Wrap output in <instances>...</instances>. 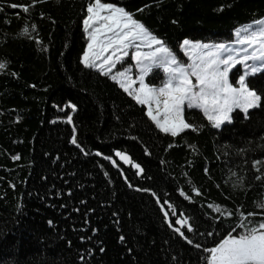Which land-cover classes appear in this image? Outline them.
<instances>
[{
    "label": "trees",
    "instance_id": "16d2710c",
    "mask_svg": "<svg viewBox=\"0 0 264 264\" xmlns=\"http://www.w3.org/2000/svg\"><path fill=\"white\" fill-rule=\"evenodd\" d=\"M102 3L124 9L180 59L186 39L228 43L241 27L264 18V0ZM91 4L0 0V264H210L207 249L240 234L242 222L264 220L257 206L264 201V70L245 78L261 97L258 106L234 109L219 128L202 109L186 106L184 118L193 127L173 136L110 74L82 62ZM132 63L129 57L116 69ZM244 73L236 66L231 83L238 85ZM163 76L153 69L147 83L158 86ZM56 97L85 121L75 137L85 155L47 131ZM117 150L144 168L139 180L163 186L170 217L185 221L192 249L179 251L144 205L91 158L114 157ZM121 168L137 178L132 168Z\"/></svg>",
    "mask_w": 264,
    "mask_h": 264
},
{
    "label": "snow or ice",
    "instance_id": "6c2138e0",
    "mask_svg": "<svg viewBox=\"0 0 264 264\" xmlns=\"http://www.w3.org/2000/svg\"><path fill=\"white\" fill-rule=\"evenodd\" d=\"M12 7H17V5H12ZM24 8V11H27ZM108 10V15L103 16L101 12ZM87 12L90 14L88 18L84 21L87 28H91L93 25L98 24V22L103 21L104 23H99L98 27H95L90 33L92 44H89V50L91 52L93 45L97 44L99 37L104 36L103 40H99L98 52H91L93 57L92 60L89 58V53H85L83 58V63L86 67L92 68L96 67L95 60L101 59L104 53H107L111 49V54L107 55L103 59V63L99 65L100 68H104L105 65H110L108 71L110 72L112 68L115 67L116 63L122 59V56H127L128 53L123 51V49L129 47L126 43L130 39H135L140 36L149 37L147 29L137 21L133 20L132 17L124 11L122 8L114 7L109 4L102 3V0H94V4H91L87 8ZM257 25L264 26V20H259L255 22ZM131 26V27H130ZM249 28L252 26L249 25ZM127 29V31H125ZM248 29H245L247 31ZM259 34L264 36V27L259 28ZM23 32L26 34L28 28L25 27ZM106 33H112V35H106ZM240 35V32H237ZM255 37L256 32L252 33ZM155 43H162L159 40H154ZM247 42V41H244ZM191 42L188 40L184 41V45H189ZM139 47V45H136ZM204 48H208V45H203ZM218 51L216 53H207L208 57L211 59L201 58L200 63H192L187 67L183 64H179L175 57L168 59L166 57H161L159 62H157L158 53H167L169 50L167 48H157L152 53H140L136 52L135 58H137L138 63H141L140 67V87L137 89L136 99L138 103L148 104L147 115L156 123L164 132H171V135L176 136L180 131L185 128H192L193 126L184 122L182 118V111L185 102H187V107L189 108H200L204 111V114L208 116L209 120L214 121V126L219 128L221 123L225 120H229L230 117L228 113L232 111L233 107L242 108L247 112L249 107H256L257 102L260 101L261 97L255 93L253 90H249L245 78L249 75V72H245L238 78V87H233L229 83L228 73L232 71L233 68L238 64H244L245 62L259 61V65L249 64L251 74H255L258 71L264 70V46H262L261 54L258 56L253 52L250 55H244L240 59L236 56L230 54L231 49H226L225 45L221 44L217 46ZM225 50L229 54L223 59L219 57V51ZM245 51H247L245 49ZM122 56H118L117 53H121ZM143 60H148L151 63L142 64L140 58ZM115 58V59H114ZM172 64H176L175 68L171 67ZM221 65H224L221 68ZM5 65L0 63V68H4ZM162 68L164 72L168 73V79L159 88H149L144 84V75L152 72L153 68ZM190 69V71H189ZM107 74V73H105ZM117 75L120 77L125 76V72H118ZM190 77H195L197 85H193ZM116 79V76L112 77ZM134 83V81H131ZM129 84V87L131 86ZM124 90L127 92L128 87L121 84ZM198 87V90L194 88ZM129 95H132L129 92ZM143 97V98H141ZM164 98L161 100V98ZM156 104V114H153V108L151 102ZM243 101V103L241 102ZM161 104L163 108L161 110ZM163 112L164 119L161 121L158 117ZM210 111L216 112L217 116L213 117L210 115ZM176 118H179V123H175ZM70 119V117H69ZM75 143V139L72 141ZM122 159H127L121 153H117ZM19 159V157H16ZM259 163V162H257ZM139 167V165H136ZM142 171V170H141ZM259 208L264 209V201L258 202ZM211 207V205H210ZM216 211L219 212V206L216 207ZM167 216V213H165ZM231 215V213H229ZM253 216L256 214H248ZM247 219V217H245ZM177 224L181 221L177 220ZM251 224V221H249ZM241 228V233L233 236L229 235L227 238L222 240L216 247L207 249L210 254L211 264H264V220H261L258 224H248L241 223L239 225ZM192 231L191 227L188 228ZM180 232V229H176ZM183 236L184 233L180 232ZM186 238V237H185ZM192 243L191 240L188 241ZM200 247V245H196Z\"/></svg>",
    "mask_w": 264,
    "mask_h": 264
},
{
    "label": "rangeland",
    "instance_id": "374dc122",
    "mask_svg": "<svg viewBox=\"0 0 264 264\" xmlns=\"http://www.w3.org/2000/svg\"><path fill=\"white\" fill-rule=\"evenodd\" d=\"M105 4V3H104ZM111 5V4H109ZM114 6V5H112ZM116 7V6H114ZM108 10H104L101 12V15L107 16ZM90 15V14H89ZM130 15V14H129ZM264 20V18L262 19ZM99 23H104L103 21L98 22V24L93 25L91 28H87L85 25V29L87 31V36L89 38V44H92L91 36L90 33L93 31L95 27L99 26ZM139 23V22H138ZM141 24V23H140ZM251 25L252 27L249 28L248 26ZM249 25L241 27L238 31L240 32V35H237L235 39L231 42L228 43H222L225 45L226 49H231L232 55L236 56L237 59H240L244 55H250L253 52H255L256 55L261 54L262 46H264V36H261L259 34V28L264 27L261 25H257L256 23H251ZM131 27V26H130ZM245 29H248L245 31ZM127 31V29H125ZM256 32L255 37H253L252 33ZM149 33V32H148ZM106 35H112V33H106ZM105 37L101 36L99 37L97 44L93 45V48L91 52H98L100 49L97 46L99 44V40H103ZM154 40H159L158 38H155L150 34L149 37L145 36H140L135 39H130L126 43L129 44V47L123 49V51L127 52V56H122L121 53H117L118 56H122V59L116 63L115 67L112 68V70L109 72L108 67L110 65H105L104 68H100L99 65L103 63L104 57L107 55L111 54V49L107 53H104L101 59L95 60V64L97 65L94 68L97 69H102L103 71L107 72L110 74L112 77L116 76V80L119 85L124 84L125 87H128L127 93L129 92L132 93V97L136 99L137 95V89L140 87V67L141 63H138L137 58H135V53L138 51L140 53H152L154 52L157 48H167L169 51L167 53H158L157 54V62H159L161 57H166L168 59H171L172 57H175L177 62L179 64H183L186 67L192 63H200L201 58H206V59H211V57L207 56V53H216L218 51L217 46L221 44H216L214 42H201V41H192L189 39H186L190 41L191 43L189 45H184V42L182 44V49L184 51V57L183 58H178L173 52L166 47L163 43L157 44L154 42ZM185 41V40H184ZM247 41V42H244ZM162 42V41H161ZM89 44L87 46L86 52L89 53V58L90 60L93 59L91 52L89 50ZM136 45H139V47H136ZM203 45H208V48H204ZM245 49L247 51H245ZM229 53L225 50H220L219 51V57L220 59H223L226 55ZM132 57L133 63L128 65L124 64L123 66H120L119 68L116 69L117 65L127 58ZM115 59V58H114ZM140 61L142 64H149L151 63L148 60H143V57L140 58ZM129 62V61H127ZM259 61H247L244 64H238L241 66L245 72H250V69L248 68L249 64H256L257 66L259 65ZM236 65V66H238ZM177 65L172 64L171 67L175 68ZM224 65H221V68H223ZM153 69H156L154 67ZM161 70V73H164L163 76V81L160 85L158 86H151L147 83V76L150 73H147L144 75V84L147 85L149 88H159L160 86L163 85V83L168 79L169 74L164 72L162 68H157ZM234 69V68H233ZM232 69V70H233ZM190 71V69H189ZM118 72H125L124 77H120L117 75ZM230 73H228V79L229 83L230 81ZM192 80L193 85H197V81L195 77H190ZM131 81H134V83H131ZM131 83V86L129 87V84ZM232 84V83H231ZM233 87H238V85L232 84ZM124 89V87H122ZM249 89V88H248ZM194 90H198V87L194 88ZM250 90V89H249ZM143 98V97H141ZM164 98L162 97L161 100ZM137 100V99H136ZM243 103V101H241ZM147 109L149 107L148 104H145ZM257 105H259V101L257 102ZM151 106L153 108V114H156V104L155 102H151ZM187 106V102H185V105L183 106V111H182V118L185 121L184 118V109ZM163 108V105L161 104V110ZM238 107H233L232 111ZM253 107H249L248 110ZM242 109V108H239ZM243 110V109H242ZM228 113V116H231V113ZM204 112V111H203ZM213 117L217 116L216 112L210 111L209 113ZM70 117V119H69ZM208 117V116H207ZM161 121L164 119L163 112L161 111L160 116L158 117ZM213 121V120H212ZM175 123H179V118H176L174 121ZM214 122V121H213ZM85 121L84 120H79L78 115H77V109L76 107L70 103L68 100H65L61 97H56L50 105V111L48 115V122H47V131L55 136H57L60 139H64L67 141L72 142L73 139L78 135L79 131L82 129L84 126ZM171 133V132H170ZM73 143V142H72ZM75 147L78 148V145L76 143H73ZM79 149V148H78ZM81 151V149H79ZM82 152V151H81ZM84 155L85 153L82 152ZM91 158L94 160H98L102 162L110 172V174L113 176L116 184L122 189V191L134 202H139L144 205L145 212L149 214L159 231L164 235V237L169 240L179 251L183 250H190L194 247L193 242L189 243L188 241L191 240L190 235L180 229L176 222L170 217V214L167 210L166 203H165V191L163 186L156 180H152L149 182L141 181L137 178L130 179L128 178L121 166L116 162L114 157L104 155L101 153H94L91 155ZM167 213V216L165 215ZM179 228L180 232H183L184 235L182 236L180 232H177L176 229ZM186 237V238H185ZM211 264V262H210Z\"/></svg>",
    "mask_w": 264,
    "mask_h": 264
},
{
    "label": "water",
    "instance_id": "95a60500",
    "mask_svg": "<svg viewBox=\"0 0 264 264\" xmlns=\"http://www.w3.org/2000/svg\"><path fill=\"white\" fill-rule=\"evenodd\" d=\"M117 153H121L124 157L128 158L127 161H126V159H122L121 156H118ZM114 159L116 160V162L120 166H122L124 168H132L133 171L136 172L137 179H141L143 177V175H144V168L138 162L134 161L133 158H132V156L129 153L124 152V151H121V150H117V151H115ZM136 165H139V167H136ZM177 220L181 221V223H179V224L176 223L177 226L180 229L184 230V228H185V221L182 218H178Z\"/></svg>",
    "mask_w": 264,
    "mask_h": 264
}]
</instances>
